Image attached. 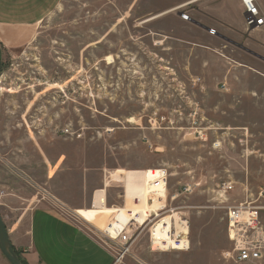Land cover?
<instances>
[{
  "label": "rangeland",
  "instance_id": "obj_1",
  "mask_svg": "<svg viewBox=\"0 0 264 264\" xmlns=\"http://www.w3.org/2000/svg\"><path fill=\"white\" fill-rule=\"evenodd\" d=\"M207 17L202 0H61L31 43L0 53L8 236L42 206L115 257L107 236L134 221L122 263L248 264L231 259L224 212L264 190V27L226 42ZM172 214L187 249L151 241Z\"/></svg>",
  "mask_w": 264,
  "mask_h": 264
},
{
  "label": "crops",
  "instance_id": "obj_2",
  "mask_svg": "<svg viewBox=\"0 0 264 264\" xmlns=\"http://www.w3.org/2000/svg\"><path fill=\"white\" fill-rule=\"evenodd\" d=\"M60 2L0 0V53L10 54L31 43L35 28ZM202 4L210 15L207 17L209 25L215 24V20L221 22L225 29L222 34V28L216 24L214 28L226 42L230 39L224 35L245 31L239 0H202ZM258 7L264 15V0H258ZM233 11L239 12L243 19H237ZM10 231H13L12 238L9 235L11 244L20 250L28 264H126L115 262L112 252L77 223L42 206L33 207L24 224L13 226Z\"/></svg>",
  "mask_w": 264,
  "mask_h": 264
},
{
  "label": "built area",
  "instance_id": "obj_3",
  "mask_svg": "<svg viewBox=\"0 0 264 264\" xmlns=\"http://www.w3.org/2000/svg\"><path fill=\"white\" fill-rule=\"evenodd\" d=\"M239 2L243 8L246 29H256L264 25V15L258 7L257 0H239ZM232 187L230 182L225 183L219 195L223 196V192L225 194ZM130 200L134 205L140 203V199L136 196L131 197ZM224 216L226 234L233 244L231 259L237 263L264 264V190L259 189L256 198H246L238 204L225 207ZM178 218L188 230L187 220L179 216ZM136 230L134 221H129L122 230L117 232L116 237L107 236L118 245L119 253L115 262L120 261L130 252L131 236ZM182 237L183 234L179 233L174 241L179 243ZM187 246L188 244L184 249H187Z\"/></svg>",
  "mask_w": 264,
  "mask_h": 264
},
{
  "label": "bare ground",
  "instance_id": "obj_4",
  "mask_svg": "<svg viewBox=\"0 0 264 264\" xmlns=\"http://www.w3.org/2000/svg\"><path fill=\"white\" fill-rule=\"evenodd\" d=\"M132 195L140 199V203L132 206V208L142 209L144 203L148 200L147 193L145 191H142L139 194ZM175 216L176 215L172 214L161 217V219H159L152 225L150 230L151 241L155 245L162 247L165 250H167L168 247H170L171 249L183 250L186 247V244H188V240L185 239L187 237V230L179 221L178 216ZM173 218L175 219L173 220ZM179 233H182L183 237L181 239V242L176 243L174 239Z\"/></svg>",
  "mask_w": 264,
  "mask_h": 264
},
{
  "label": "water",
  "instance_id": "obj_5",
  "mask_svg": "<svg viewBox=\"0 0 264 264\" xmlns=\"http://www.w3.org/2000/svg\"><path fill=\"white\" fill-rule=\"evenodd\" d=\"M1 68V67H0ZM1 70V69H0ZM0 251L10 264H22L11 248L7 229L0 215Z\"/></svg>",
  "mask_w": 264,
  "mask_h": 264
},
{
  "label": "trees",
  "instance_id": "obj_6",
  "mask_svg": "<svg viewBox=\"0 0 264 264\" xmlns=\"http://www.w3.org/2000/svg\"><path fill=\"white\" fill-rule=\"evenodd\" d=\"M12 250L14 251V253L16 254L17 258L19 259V261L22 263V264H28L26 262V260L21 256L20 252L16 251L13 246H11Z\"/></svg>",
  "mask_w": 264,
  "mask_h": 264
}]
</instances>
